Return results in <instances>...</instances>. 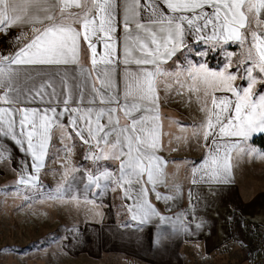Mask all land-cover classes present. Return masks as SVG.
I'll return each instance as SVG.
<instances>
[{
  "label": "snow or ice",
  "instance_id": "snow-or-ice-1",
  "mask_svg": "<svg viewBox=\"0 0 264 264\" xmlns=\"http://www.w3.org/2000/svg\"><path fill=\"white\" fill-rule=\"evenodd\" d=\"M55 6L59 8L58 14L50 10V0H0V32L27 25L35 33L13 55H0V103L7 105L0 107V137H11L20 145L26 141L25 150L31 153L35 171L39 172L50 129L53 125L59 126L56 109L15 108L20 95L16 81L22 69L13 66H79L83 42L90 51L92 68L81 66L79 71L86 75L91 85V106L83 110L79 107L83 103L81 93L78 106L68 108L70 96L65 93L64 111L78 114L71 119L69 127L84 144L95 149L86 159L120 161L118 176L110 171L95 177L88 175L89 184L99 188L101 179L110 181L125 189L124 196L129 200L133 199L129 195L132 186L139 185L134 203L128 206L133 213L132 219H140L142 223L152 216L168 219L161 216L147 199V185L155 190L158 183L165 184L167 162L158 155L163 148L159 82L169 73L162 69V64L185 46L186 26L199 34L211 25V36L201 38L214 42L213 47L216 43L229 41L241 45L246 41L250 43L248 60L251 64L245 69L249 82L246 87L234 86L237 75L228 71L231 63L219 72L209 70L206 64L188 65L183 70L190 82L189 91L199 92L196 87L199 82L205 88L204 96L211 97L210 106L205 100L202 108L207 115L199 126L202 131L198 133L202 135L207 151L198 167L193 168L192 183H229L232 151H241V142L264 134V93H254L258 81L252 75L257 69L264 81V35L251 27V24L258 27L264 24L259 19L264 12V0H144L146 18L143 20L136 18L141 10L140 0H128L127 5L125 0H55ZM197 21L203 23L197 25ZM37 24L44 27H34ZM118 29L125 34L119 42L122 63L142 66L135 70L125 68L121 76L122 87L113 77L116 66L121 63L117 56ZM98 45L102 48L99 54ZM137 53L140 58H136ZM149 65L152 67H146ZM42 74L36 72V76ZM33 78L27 76V79ZM96 80L100 82L99 87ZM45 88H52L51 83L30 90L29 96L43 98ZM216 92L231 93L232 97H218ZM55 94L56 90L52 88L51 95ZM16 112L21 114L18 121ZM118 113L128 120L127 124H120ZM228 138H239V141L227 143ZM4 151L0 149V159L4 158ZM253 151L249 149V152ZM259 155L264 156V153ZM36 180L29 174L22 176L20 183L35 185ZM180 191L177 186V192ZM156 198L168 201L174 197L157 192Z\"/></svg>",
  "mask_w": 264,
  "mask_h": 264
},
{
  "label": "crops",
  "instance_id": "crops-1",
  "mask_svg": "<svg viewBox=\"0 0 264 264\" xmlns=\"http://www.w3.org/2000/svg\"><path fill=\"white\" fill-rule=\"evenodd\" d=\"M127 3L128 0H125V5ZM140 4L141 10L136 18L143 20L146 18V10L143 9L144 0H140ZM50 5H52L50 10L58 14L59 8L55 6V0H50ZM32 11H36V9H32ZM73 11L79 10L73 9ZM259 19L264 21V12L260 14ZM202 23L203 21L196 22L197 25ZM34 27L43 28L44 25L37 24ZM150 27L158 28L159 26L150 25ZM251 27L252 30L264 35V24L259 27L251 24ZM34 35L35 33L27 25L14 26L0 32V55H13ZM116 35L118 40L117 56L121 59V63L116 66L113 77L122 87L121 76L125 68L135 70L142 66L122 63L123 53L119 42L121 37H125V34L118 29ZM205 36H211V25L199 34L194 30L190 31L186 26L185 46L179 48L175 55L162 64V69L169 73L159 82L163 148L158 155L167 162L164 169L165 184L158 183L155 190L150 184L147 185V199L161 216L168 219L161 220L159 216H152L143 223L140 219L133 220V213L128 210V206L134 203L139 185L132 186L129 195L133 199L129 200L124 196L125 189L110 181L105 180L102 182L103 184L99 181V184L104 188L103 193L109 197V201L105 208H96L102 216L104 215L103 217L107 216L108 219L104 222L87 223V226L95 231L91 235L94 240L93 244L96 246L94 256L117 255L118 258L127 262H134L133 264H264V173L263 171L258 172L256 166L264 162V156L259 155L261 152L251 144V137L248 141L240 143L241 151H232V178L229 183L198 182L193 184V168L198 167L207 151L202 135H198L202 131L199 126L205 121L207 114L204 116L202 112L199 113V116L203 115L205 118L200 124H192L190 121L182 123L176 108L172 107L174 98L178 94L175 93V90L178 89L176 87L181 85L186 87L190 84L183 75V70L188 65L206 64L211 71H223L225 69L222 65L224 54H235L243 48H248V51L250 49L248 41L243 45L239 42H221L216 43L213 47L214 42L201 38ZM129 46H132L130 42ZM101 51L102 48L98 45L97 53L99 54ZM252 52L255 54L254 49ZM136 58H140L139 53L136 54ZM213 58L217 60L218 64L215 62L217 69H212L209 65ZM238 63H231V67L228 68L229 72L237 74L235 85L240 81L237 71ZM242 63L245 69L251 64L248 59ZM81 66L84 69L92 68L90 51L83 42H81L79 66H13L22 69L16 81L20 95L14 107L37 110L56 109L59 126L53 125L50 129L46 154L53 135L61 147L68 142L73 145L77 142L85 149L90 146L84 144L75 135L74 130L69 127L71 119L78 114L65 112L63 103L65 93H67L70 96L67 107L75 108L81 99V93H83V103L79 104V107L83 110L91 106L89 101L92 98V88L86 75L79 71ZM146 67L151 68L152 66ZM36 72L43 74L36 76ZM28 75H32L34 78L27 79ZM92 76L95 77L96 73L93 72ZM177 80L179 83L176 82ZM45 83H51L52 88L56 90L54 96L51 95L52 88L44 89L43 98L29 96L30 90L38 89ZM95 83L99 87V80H96ZM197 84L201 87L200 90L205 91L202 84L199 82ZM215 95L232 97L231 93L222 94L220 92ZM13 96L15 97V94ZM205 98L207 99V97ZM165 101L170 102V105L167 104L168 107L165 105ZM208 101L210 106L211 98ZM0 107H7V105L0 103ZM199 111L201 110L199 109ZM14 115L18 121L21 114L16 112ZM118 115L121 125L128 123L122 113H118ZM238 141V139L228 138L225 142L235 143ZM0 149H5L4 158L0 159V180L16 182L18 187L29 184L20 183L22 176L27 177L32 174L36 177V174L38 175L46 163L45 154L39 172L35 171L33 157L29 151L25 150L26 141L20 145L11 137H0ZM249 149L255 151L249 152ZM96 161V164L103 168V172L110 171L119 175V160L100 159ZM5 173L10 176L4 177ZM36 178L35 186H40L39 177ZM177 186L181 189L180 192H177ZM157 192L174 198L168 201L158 200ZM117 203L120 205L119 207L116 206ZM116 207L121 208L122 214L116 212ZM108 213H112V215L109 216ZM238 232L243 234L242 238L239 237ZM244 233H247L246 238ZM256 241L260 242L257 245L258 248H250L254 244H258ZM248 247L249 249H247ZM246 250H249L250 253L245 252ZM247 254H250V257H247Z\"/></svg>",
  "mask_w": 264,
  "mask_h": 264
},
{
  "label": "rangeland",
  "instance_id": "rangeland-1",
  "mask_svg": "<svg viewBox=\"0 0 264 264\" xmlns=\"http://www.w3.org/2000/svg\"><path fill=\"white\" fill-rule=\"evenodd\" d=\"M248 54V48H243L235 54L223 55V67L227 63L239 62L237 66L240 81L237 85L234 84L237 88L246 87L249 82L242 66V62L248 59ZM252 54L255 57L254 52ZM216 61L213 58L211 64L216 66ZM252 75L258 81L253 89L254 93H264L261 74L254 69ZM260 84H263V87L260 88ZM196 87L201 89L199 84H196ZM176 88L178 89L175 93L178 94L172 107L176 108L180 121L200 124L206 115V112L202 111L205 100L209 104L208 99L211 97L206 99L203 89L194 92L189 91V86ZM167 104L170 105V102L165 101V105ZM201 112L204 116H199ZM71 144L73 145L70 142L64 143L61 147V144L55 141L54 135L52 136L46 163L38 175L36 174L40 186L27 184L18 187L16 182L0 180V264L134 263L118 258L117 255L94 256L96 246L91 237L94 230L87 226V223L104 222L108 219L107 216L103 217L96 207L105 208L109 197L104 195L102 185L97 188L90 185L87 179L88 175L95 177L103 172V168L96 164L95 159L85 158L95 149H90V146L85 149L77 142L73 146ZM256 166L258 172L264 173V162ZM6 176L10 175L5 173L4 177ZM103 181L105 180H100L101 183ZM116 206L120 205L117 203ZM117 207L116 212L122 214L121 208ZM108 215L111 216L112 213ZM239 237L242 238L243 234L239 233ZM244 237H247V233H244ZM256 243L258 244L250 248L257 247L260 242ZM245 252L250 253L249 250Z\"/></svg>",
  "mask_w": 264,
  "mask_h": 264
},
{
  "label": "trees",
  "instance_id": "trees-1",
  "mask_svg": "<svg viewBox=\"0 0 264 264\" xmlns=\"http://www.w3.org/2000/svg\"><path fill=\"white\" fill-rule=\"evenodd\" d=\"M210 67L212 69H217V67L211 63H209ZM263 87V84L260 85V88ZM259 88V89H260ZM251 144L256 147V149L261 152L264 153V134H258L256 136H254L251 140Z\"/></svg>",
  "mask_w": 264,
  "mask_h": 264
},
{
  "label": "built area",
  "instance_id": "built-area-1",
  "mask_svg": "<svg viewBox=\"0 0 264 264\" xmlns=\"http://www.w3.org/2000/svg\"><path fill=\"white\" fill-rule=\"evenodd\" d=\"M247 257H250V254H247Z\"/></svg>",
  "mask_w": 264,
  "mask_h": 264
}]
</instances>
